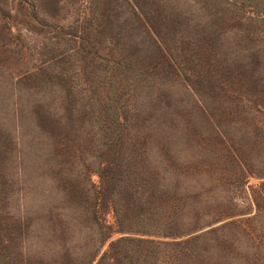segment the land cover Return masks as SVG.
Here are the masks:
<instances>
[{"label": "trees", "instance_id": "trees-1", "mask_svg": "<svg viewBox=\"0 0 264 264\" xmlns=\"http://www.w3.org/2000/svg\"><path fill=\"white\" fill-rule=\"evenodd\" d=\"M0 44V264H264V0H0Z\"/></svg>", "mask_w": 264, "mask_h": 264}, {"label": "rangeland", "instance_id": "rangeland-1", "mask_svg": "<svg viewBox=\"0 0 264 264\" xmlns=\"http://www.w3.org/2000/svg\"><path fill=\"white\" fill-rule=\"evenodd\" d=\"M67 14H61L60 17H66ZM19 30H24L25 27L19 26ZM23 41L25 43H28L29 45L32 44V46H37V44L40 41V36H37L35 34L23 32ZM1 45V44H0ZM5 48L0 47V68L4 71L3 73H0V83H8L11 84V79L9 76H13V78L18 77L24 70H25V64L27 63L23 60H19L17 58H12V53L5 52ZM23 61V62H21Z\"/></svg>", "mask_w": 264, "mask_h": 264}]
</instances>
